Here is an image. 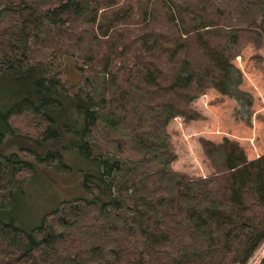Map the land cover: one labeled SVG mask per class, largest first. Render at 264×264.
<instances>
[{
	"label": "trees",
	"instance_id": "obj_1",
	"mask_svg": "<svg viewBox=\"0 0 264 264\" xmlns=\"http://www.w3.org/2000/svg\"><path fill=\"white\" fill-rule=\"evenodd\" d=\"M246 45H264V0H0V264H246L264 153L201 136L213 170L194 176L169 131L211 88L243 97ZM72 151L83 193L14 217L38 167L68 171Z\"/></svg>",
	"mask_w": 264,
	"mask_h": 264
},
{
	"label": "rangeland",
	"instance_id": "obj_2",
	"mask_svg": "<svg viewBox=\"0 0 264 264\" xmlns=\"http://www.w3.org/2000/svg\"><path fill=\"white\" fill-rule=\"evenodd\" d=\"M235 64L242 72L240 88L244 95L241 99L211 88L195 101L203 114L200 120L185 123L183 118L177 117L170 123L169 131L178 153L174 168L194 176L206 175L213 170L199 141L201 136L217 142L225 137L236 140L250 159L264 153V45L258 49L246 45L236 57ZM63 67L67 82L73 88L78 87L82 74L76 59L65 56ZM70 155L65 159V163L71 166L68 171L52 165L45 169L48 166L45 164L38 167L44 174L34 176L26 183L27 196L18 198L14 217L24 221V217L29 216L36 222L41 217L40 214H31L33 210L51 208L62 199L83 193L82 170L87 163L76 152L72 151ZM263 255L264 242L246 264H259Z\"/></svg>",
	"mask_w": 264,
	"mask_h": 264
}]
</instances>
